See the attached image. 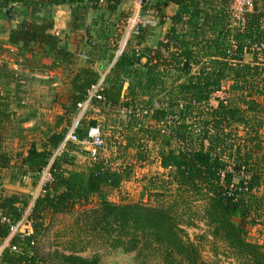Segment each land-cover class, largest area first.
I'll return each mask as SVG.
<instances>
[{"label":"trees","instance_id":"1","mask_svg":"<svg viewBox=\"0 0 264 264\" xmlns=\"http://www.w3.org/2000/svg\"><path fill=\"white\" fill-rule=\"evenodd\" d=\"M120 1L0 0V18L6 19L4 11L9 6L22 8L26 14L15 28L9 29L7 44L17 47L21 55L40 51L52 60L48 68L55 69L70 65L73 56L60 46L59 38L50 33L53 29L52 8H71L68 28L74 32L85 26L89 9L95 10L105 3L108 12L112 13ZM170 3L179 7L173 17L174 24L182 27L188 24L189 29H194L193 40H187L186 35L177 34L173 29L166 35L165 43L159 42L154 50L145 48L140 54L135 51L122 54L114 65L112 78L102 85L101 94L104 102L112 107L127 106L131 108L126 109L131 110L136 104L142 108L140 114L147 110L143 116L146 123L140 127L141 134L146 143L159 148L160 167L169 172L160 187H156L157 182H150L148 188L166 190L173 186L177 198L158 207L124 201L116 204L110 200L111 194L120 192L124 181L130 178V169L107 168L103 163H94L86 180L76 182L61 168L66 153L51 163L53 151L63 143L67 131H58L64 121L63 117H58L55 131L45 136L39 149L34 143L30 144L14 157V162V158L0 152V171L18 174L19 182L30 179L34 189L39 186L45 168L48 167L51 173V181L32 203L27 231L21 237H13L1 251L0 264H100L98 258L87 260L56 251L43 254L36 246L48 231L47 217L71 213L77 206L84 210V216L80 215V221L77 220L83 231L103 239L112 249L130 254L138 253L140 248L156 247L154 249H163L168 257H179L194 264L196 249L186 241L182 229L193 226V222L178 213L180 205L187 206L190 196L204 203L200 219L236 259L245 264H264V248L246 240L247 227L257 223L264 209V195L258 197L263 174L260 169L263 143L259 139V127L250 126L246 117L258 104V95L264 94V27H261L264 6L258 8L255 3L253 12L245 17L244 28L240 29L229 25L227 0L214 17L206 15L199 0H165L154 8L160 13ZM143 4V10H153ZM185 15L189 16L186 23ZM1 28L0 25V32L3 31ZM203 28H207L213 37L202 41L201 52L207 61L196 67L200 64L199 52L191 50L190 46L200 45L194 43L199 38L197 31ZM138 30L133 36L140 43L145 37L140 35V26ZM246 55L252 56V63H244ZM142 58L147 59L146 64L141 63ZM193 66L197 71L192 74ZM170 72H173L172 81L167 79ZM125 75L130 76V84L124 95ZM228 78L232 80L228 88L233 99L229 103L219 101L216 107H211L212 93L219 91ZM96 80L94 72L83 69L69 81L67 124L76 115L77 104L84 100ZM167 80H170L169 84ZM165 93L168 94L164 101L160 97ZM158 99L161 107L153 109V103ZM167 115L177 117V121L171 128L165 126V130H161L159 124H163ZM10 117L9 105L0 95V145ZM150 122L154 124L150 125ZM90 126L94 127L96 123L92 122ZM240 129L243 135H240ZM86 130H77L79 141L86 137ZM125 147H134L133 141L127 140ZM154 194L164 198L163 193ZM91 203L94 206L86 209ZM29 207L27 199L0 195V247L9 236L10 226L17 224Z\"/></svg>","mask_w":264,"mask_h":264},{"label":"rangeland","instance_id":"2","mask_svg":"<svg viewBox=\"0 0 264 264\" xmlns=\"http://www.w3.org/2000/svg\"><path fill=\"white\" fill-rule=\"evenodd\" d=\"M136 2H138L140 10V7L142 8L144 4L142 0H137ZM15 11L21 17L26 14H24V10L19 6L15 7ZM136 13L132 10L123 14L124 17L117 27L119 34L116 40L119 44L116 46V50L122 49V47L126 50L133 38V35H130L127 41H124L125 33L129 28L127 26L128 20ZM140 18L142 19L141 13ZM20 22L21 20L19 19L15 26ZM0 25L2 27L1 30H3L0 32V94L3 101L11 106V117L9 123L5 124L6 132L4 137H2L3 141L0 145V152L14 158L32 143L39 149L40 143L46 138L45 136L55 131L58 117H63L64 119L58 131L62 129L67 130V134L75 116L71 117L70 124H67L68 116L66 108L69 106V85L64 84L51 88V83L47 82L51 78H47L50 74L47 73L46 69L51 65L52 60L44 57L37 50L21 55L19 49L13 46L12 48L15 49L7 52L9 50H5L3 46L7 45L5 39L7 36L8 20L0 18ZM229 25L232 28L238 27L236 23L231 21ZM252 61V56H245L244 63L250 64ZM196 71L197 68H193L191 73H196ZM62 72L63 76L66 77L70 73L68 69H63ZM53 76L57 77V73L56 76ZM124 78V85L128 87L130 76L125 75ZM20 81L22 84L19 83ZM231 81L228 78L219 91L212 93L210 99L211 107H216L219 101L229 103L233 99V94L228 88L232 83ZM169 83L170 81L167 80V84ZM65 85H67L66 88ZM126 93L124 92V95ZM167 94L165 93L159 97L165 101ZM256 100L258 104L252 113H247L246 117L250 122V126L253 128L259 127V139L263 143L261 147L262 164L260 165L263 174L258 194V197H260L264 195V94L263 96L258 95ZM160 102V99H158V102L155 100L152 108L159 109L161 107ZM132 107L134 108L129 110L126 108L131 107L111 106L112 110H109L106 103L95 104L93 110L87 113L80 128L84 131L92 122L100 125L104 147L100 151V156L96 163H103L107 168L119 169L125 167L126 169H130V178L124 181L120 192L111 194L110 200L112 202L116 204L122 201L129 204L141 203L151 207L170 204L177 198L175 196L176 190L173 186L166 190L160 188L150 190L148 188L150 182H157L156 187H160V182L166 179L165 177L169 172L164 171L160 167L159 148L154 144L146 143L144 136L141 134L140 127L146 123L143 120V116L147 110L140 114L141 107L136 104ZM113 108H116V110H113ZM144 109L146 107H143ZM138 113L140 116H137ZM176 121L177 117L167 115L163 124H159V128L161 130H165V126L171 128L172 124L176 123ZM150 123V125L154 124ZM241 130H238L239 133L242 132ZM240 135H243V133H240ZM130 139L133 141L134 147H125L124 143L126 144L127 140L129 141ZM62 144L53 151L51 163L54 158L60 156L62 153H66L67 156L64 162L61 163L62 170L70 173V177L75 178L76 182L85 181L89 170L95 165L86 160L84 156L86 146L72 143H66L63 146ZM138 155H140L139 158ZM14 160L15 158L12 159L13 162ZM9 174V171H0V195L4 197L16 196L29 200L30 207L25 210L24 215L26 221H28L27 218L33 203V196H36L38 186L34 189L30 179L27 178L19 182L18 174H10V177ZM154 193H163L164 198L155 196L156 194ZM190 197L187 200V206L181 207L180 205L178 213L181 215L183 213L184 219L191 218L193 222V226H183L182 229L185 232L186 241L191 243L196 249L194 264H245V262L236 259L223 242L212 236V229L206 226L204 220L200 219L203 215L204 203L198 199H194L192 196ZM93 206L94 203H91L86 209H90ZM83 211L81 207L77 206L71 213L47 217L46 225L48 226L46 227L48 231L36 244L40 252L46 254L56 251L61 255H77L87 260L98 258L100 264H189L179 257H168L163 249H154L156 247L146 250L140 248L141 250L139 249L138 253L133 252L130 254L123 253L120 249H112L103 239L83 231L81 223L78 222L80 221V215L81 217L84 216ZM25 226L24 232L28 229V223ZM246 231L247 241L264 248V209L261 211L257 223L247 227ZM4 245H6V242L1 245L0 250L2 247L4 248Z\"/></svg>","mask_w":264,"mask_h":264},{"label":"crops","instance_id":"3","mask_svg":"<svg viewBox=\"0 0 264 264\" xmlns=\"http://www.w3.org/2000/svg\"><path fill=\"white\" fill-rule=\"evenodd\" d=\"M136 1L137 0H121L115 11L112 13L108 12L107 5L105 3L99 4L95 10H88L85 26L74 32L68 28L71 20V8L69 6H54L52 8L51 17L53 20V29L50 33L59 38L60 46L67 50V52L71 53L73 58L71 64L68 66L61 65L55 69L47 67L46 71L51 76H56L57 73V77H51L50 75L47 76V78H51L47 81L48 83H51V88H56L55 86L59 87L64 84L69 85L70 88L69 81H71V78L76 74H79V72L83 69H90V71L94 72L97 78L96 83L100 82L101 85H103L105 84V80L112 78L111 76L114 65L120 59L122 54H126L130 51H135V53L140 54V52L145 48L154 50L159 42L165 43L166 35L173 29L177 34L182 32L186 35L187 40H193L192 35L194 29H189L188 24H185L182 27V25H175L173 22V17H175L179 11V7L177 5L170 3L164 9L161 7L162 11L159 13L154 7H156L155 5H160L165 0H151L149 5L153 9V15H151L147 13L148 10L146 11V9L143 10L140 7L139 10L138 2ZM224 1L225 0H199V6L200 8L206 10V15L214 17V15L222 9V5L223 7L225 6ZM255 3L258 8L264 6V0H256ZM132 10L134 12L141 13L142 19L141 24L139 25L141 27L140 35L145 37V40L139 43L133 36L126 50H116V46L119 44L116 40V37L119 34V31L117 30L118 24L123 19V14ZM183 19L186 23L189 16L185 15ZM20 20H22V17ZM16 24L17 22L14 23V25L8 22V28L6 31L7 36L5 39L6 44L8 40V31L9 29L15 28ZM204 31L205 33H203ZM197 32L199 33V38L195 40L194 44L200 43V45L196 48L191 45L190 49L195 50L196 53L199 52L200 64L196 67H200L207 61V58H205L201 52V48L204 46V42L202 41H206L208 38L213 36L208 33L207 28H203L202 31ZM3 47L5 50H9L7 52H11L10 50L15 49L12 48L13 46L8 44ZM141 63L146 64L147 59L142 58ZM196 67L193 66V68ZM63 69H68L70 71L67 77L63 76ZM172 74L173 72H170L168 77L171 81ZM67 85H65V88ZM126 88L127 87L123 85V92H125ZM95 104L98 103H93L89 111L93 110ZM107 106L110 110L111 106L108 104ZM10 108L11 106H9V109ZM113 110H116V108H113ZM96 125L99 124L96 123Z\"/></svg>","mask_w":264,"mask_h":264},{"label":"built area","instance_id":"4","mask_svg":"<svg viewBox=\"0 0 264 264\" xmlns=\"http://www.w3.org/2000/svg\"><path fill=\"white\" fill-rule=\"evenodd\" d=\"M256 0H227L228 2V11L227 15L229 18V22L236 23L238 25V28L243 29L245 26V17L247 14H250L254 10ZM142 2L150 5V0H142ZM148 14L153 15V11L149 9L147 11ZM141 24V18L140 13H136L132 15L131 19L128 20V30L125 33L124 41H127V38L131 35L138 34V25ZM235 25V24H234ZM232 26V25H231ZM261 27H264V22L261 23ZM125 44V43H124ZM123 44V45H124ZM233 44V42H231ZM122 45V46H123ZM263 47V44L260 45V48ZM123 49V47H122ZM121 49V50H122ZM22 84V82H19ZM102 92V85L101 83H96L95 85L91 86L90 89L86 92V95L84 97V100L79 102L76 106V115L73 119V123L65 135V138L63 140V146L66 143H72V144H83L86 146L84 151V156L86 160H88L91 163H96L100 156V151L104 147V141L101 135V129L99 125H96L94 127H89L86 130L85 138L82 142L79 141L77 134V130L80 129V125L82 121L86 118L87 113L91 109L94 102H101L103 103L105 101L104 96L101 94ZM51 181V173L49 168L47 167L44 169L41 173L40 182L38 186V192L36 196H33V202L35 201L36 197L41 193L42 188ZM28 221H26V218L23 217L17 224L11 225L9 228V236L5 240L6 245H4V248L9 245V242L11 239L15 236H20L24 233V230L26 229L25 224H27ZM25 226V228H24ZM24 228V229H23ZM0 250L1 251L4 249ZM12 250L14 251L15 248L13 247Z\"/></svg>","mask_w":264,"mask_h":264},{"label":"water","instance_id":"5","mask_svg":"<svg viewBox=\"0 0 264 264\" xmlns=\"http://www.w3.org/2000/svg\"><path fill=\"white\" fill-rule=\"evenodd\" d=\"M4 14L6 16V19L8 20V22L10 24L16 23L17 21H19V19H21V16L19 14L16 13V11L14 10V6H9L5 11Z\"/></svg>","mask_w":264,"mask_h":264}]
</instances>
